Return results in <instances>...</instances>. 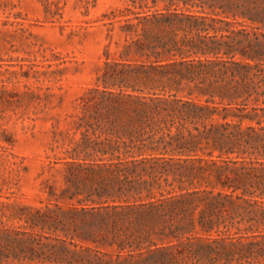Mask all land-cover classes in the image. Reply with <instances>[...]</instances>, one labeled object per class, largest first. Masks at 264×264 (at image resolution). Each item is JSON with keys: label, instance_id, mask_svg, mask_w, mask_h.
<instances>
[{"label": "rangeland", "instance_id": "rangeland-1", "mask_svg": "<svg viewBox=\"0 0 264 264\" xmlns=\"http://www.w3.org/2000/svg\"><path fill=\"white\" fill-rule=\"evenodd\" d=\"M236 2L245 0H191L187 5L183 0H0V264H51L62 255L63 246L76 248L72 242L100 245L82 232L85 220L98 205L93 201L99 199L97 190L118 189L120 177L111 169L92 164L108 158H102L91 145L99 135V139L117 137L131 115L129 110L100 115L94 103L106 94L104 90L147 96L176 94L202 102L210 100L216 106L242 103L251 97L244 103L255 113L252 107L258 103L254 101V87L260 79L257 62L262 63L264 56L253 60L243 51L257 54L259 44L264 51V24L234 15L238 12ZM192 3L197 6L192 7ZM167 8L199 12L215 20L200 19L192 26L195 20L186 17L182 21L144 19ZM191 41L202 48L215 47V53L190 51L171 59L157 56L165 47L176 43L189 47ZM189 59H210L202 65L196 60L190 65L193 73L187 74L202 81V90L190 78L174 81L177 69L185 71L186 66H158ZM239 60L248 61L251 68L233 63ZM246 84L253 92L251 96L248 92L238 98L231 94L234 85ZM213 118L224 122L222 114ZM228 120L236 122L238 118ZM207 121L209 127L211 121ZM250 123L256 125L249 120L244 125ZM215 136L213 132L203 138L198 153L190 155L201 157V162L155 164L154 174L161 176L163 193L181 185L192 187L190 183L209 189L217 185L216 171L222 163H215L219 154ZM151 166L146 165L148 171ZM214 190L216 195L221 188ZM153 191L158 195L156 188ZM223 200L225 207L219 215L244 212L243 220L236 222L241 218L237 217L235 224L227 220L211 232L202 230L194 243L213 244L215 239V245L216 240L229 244L242 237L247 244L251 235L264 233V217L256 221L264 216V205L247 210L243 200ZM205 208L201 204L199 210ZM127 215L123 226L134 239L141 228L135 225L133 212ZM252 216L256 218L249 221ZM212 217L216 221V215H209ZM100 224L97 220L95 229ZM100 247L115 250L107 244ZM228 258L215 251L190 261L233 264L226 263ZM249 258L246 264H264L263 254Z\"/></svg>", "mask_w": 264, "mask_h": 264}, {"label": "trees", "instance_id": "trees-1", "mask_svg": "<svg viewBox=\"0 0 264 264\" xmlns=\"http://www.w3.org/2000/svg\"><path fill=\"white\" fill-rule=\"evenodd\" d=\"M189 2L191 0H183L185 5ZM194 3L192 7L197 6V3ZM235 8L238 12L234 15L264 24V0L236 2ZM202 11L204 12L203 7ZM157 17L180 21L183 17L194 19L192 26L200 19L215 20V17L199 12H182L170 8L164 12L147 14L144 19ZM246 31L247 29H242V32ZM189 43H192L189 47L178 43L165 47L157 56L171 59L176 54H190V51L194 54L199 51L202 54L215 53V47L202 48L193 41ZM258 48L255 51L257 54L247 50H244L243 54L253 60L261 58L264 56V51L260 50L262 45L259 44ZM196 60L201 65L204 61H210L189 59L159 63L158 66H186L185 71L182 68L177 69L174 81L180 83L190 78L189 80L194 81L196 87L202 90V81L194 76H187L193 73L190 65L196 63ZM233 63L246 70L251 68L248 61L242 63L239 60ZM257 64L260 67L257 68L256 75L260 79L254 87V92L257 93L254 101L258 103V106L252 107L254 114L250 112L251 109L248 110L247 103H244L251 97L244 98L242 103L232 101L233 103L228 105L216 106L210 104V100L202 102L190 97H178L176 94L147 96L104 90L106 94L94 103V106L101 110L100 115H108L113 110H129L131 115L121 127L122 136L119 129L117 137L107 135L99 139V135L93 140V149L100 152L102 158L107 156L108 160L92 164L116 172L120 177V186L118 189H98L96 194L99 199L93 200L98 205L92 207L93 212L88 220H85L86 228L82 232L100 245L93 247L72 242L76 248L71 250L63 246L62 255L52 259L51 264L64 261L66 264H196L190 261L192 257L211 256L215 251L220 255L229 256L226 263L231 261L233 264H246L251 255H264V233L251 235L252 240L247 244L243 243L242 237L229 244H221L216 240L215 245V239L212 240L213 244L193 242L202 230L211 232L215 226L226 224L227 220L235 224L237 217L241 218L236 222L243 220L244 212H233L229 217L219 215L221 208L225 207L223 199L243 200L249 206L247 210L264 205V98H260L264 97V59L262 63ZM244 75L248 76V71ZM248 88V84L234 85L231 94L238 98L248 92L251 96L253 92ZM260 88L263 90L259 91ZM260 101L262 105H259ZM215 114H222L224 122L220 119L213 120ZM229 117L238 118V121L228 120ZM207 120L211 121L209 127ZM246 120L255 121L256 125H244ZM199 124L203 125V129ZM213 132L216 135L213 140L215 150L219 152L215 163H222L216 171L217 185H212V189H209L190 183L192 187L181 185L178 189L172 187L166 194L163 193L161 176L154 174L155 164L163 163L165 166L175 161L195 162L197 159L201 162V157L190 155L198 153L203 138H209ZM206 143L209 144L210 140L207 139ZM148 163H152L150 171L146 167ZM215 187L221 188L216 195ZM154 188L157 189L158 195L154 193ZM201 204L205 205L204 210H199ZM129 211L135 214V225L141 228V232L134 239H130L123 226L125 219L129 217ZM209 215H216V221L214 217L209 218ZM263 217L260 216L256 221H261ZM255 218L256 216H252L249 221ZM97 220L101 223L98 230L95 229ZM106 244L115 250L108 251L100 247ZM31 256L34 257V253ZM15 258L20 257L16 255Z\"/></svg>", "mask_w": 264, "mask_h": 264}]
</instances>
